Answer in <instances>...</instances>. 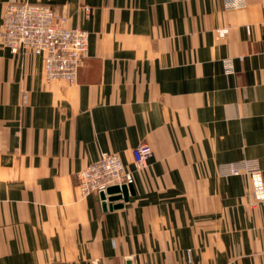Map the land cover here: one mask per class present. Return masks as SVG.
I'll return each mask as SVG.
<instances>
[{
  "label": "crops",
  "instance_id": "crops-1",
  "mask_svg": "<svg viewBox=\"0 0 264 264\" xmlns=\"http://www.w3.org/2000/svg\"><path fill=\"white\" fill-rule=\"evenodd\" d=\"M19 1L89 44L69 82L0 40V264H264V193L218 172L255 159L264 179V0H0V31ZM103 151L134 170L108 206L77 178Z\"/></svg>",
  "mask_w": 264,
  "mask_h": 264
},
{
  "label": "built area",
  "instance_id": "built-area-1",
  "mask_svg": "<svg viewBox=\"0 0 264 264\" xmlns=\"http://www.w3.org/2000/svg\"><path fill=\"white\" fill-rule=\"evenodd\" d=\"M83 11L85 17L90 16L89 6H83ZM65 19L55 7L47 4L10 2L5 6L0 40L13 53L31 49L42 55L48 80L75 82L88 55L89 32L78 26H67ZM132 154L136 169H140L146 166L153 150L148 142L142 141ZM133 172L118 152L103 151L97 160L77 173L78 187L83 195L100 192L111 185L129 188L133 185ZM218 172L222 176L245 174L252 177L258 195L263 197L264 179L257 160L222 163Z\"/></svg>",
  "mask_w": 264,
  "mask_h": 264
},
{
  "label": "water",
  "instance_id": "water-1",
  "mask_svg": "<svg viewBox=\"0 0 264 264\" xmlns=\"http://www.w3.org/2000/svg\"><path fill=\"white\" fill-rule=\"evenodd\" d=\"M133 188L130 186L127 188L126 186H118V185H111L107 187L105 190H101L100 194L101 197L103 198V202L105 206H108L107 203L108 201H115V200H127L129 197V192H132ZM113 208H118L123 206V202L120 203H115L114 205H110Z\"/></svg>",
  "mask_w": 264,
  "mask_h": 264
},
{
  "label": "rangeland",
  "instance_id": "rangeland-1",
  "mask_svg": "<svg viewBox=\"0 0 264 264\" xmlns=\"http://www.w3.org/2000/svg\"><path fill=\"white\" fill-rule=\"evenodd\" d=\"M123 201V200H122Z\"/></svg>",
  "mask_w": 264,
  "mask_h": 264
}]
</instances>
